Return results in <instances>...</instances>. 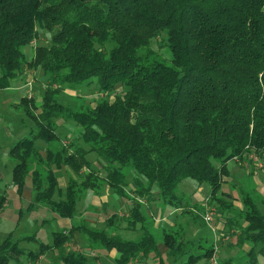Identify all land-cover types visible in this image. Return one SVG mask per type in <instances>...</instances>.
I'll use <instances>...</instances> for the list:
<instances>
[{
  "label": "trees",
  "instance_id": "16d2710c",
  "mask_svg": "<svg viewBox=\"0 0 264 264\" xmlns=\"http://www.w3.org/2000/svg\"><path fill=\"white\" fill-rule=\"evenodd\" d=\"M42 35L48 43L35 47ZM156 44L169 50L172 65ZM25 68L39 71L47 88L38 116L34 100L21 103L38 123L11 148L12 183L23 198L30 179L31 208L48 207L60 219H73L89 190L102 195L109 187L125 197V168L140 197L151 199L157 189L175 204L179 186L192 180L210 187L214 204L226 164L249 150L264 153V0H0V92L24 78ZM80 86H95L106 98L92 111H73L60 96ZM62 120L80 131L69 148L53 149ZM37 141L46 144L45 155ZM92 154L106 163L104 178ZM64 168L75 177L56 200L63 193L56 172ZM5 201L0 196V208ZM244 202L242 237L264 251V215L249 196ZM131 218L143 221L138 207ZM77 232L92 250H115L117 264L161 256L149 231L128 242L82 224L54 233L52 245L10 235L0 241V264L37 262L53 251L64 264H88L84 252L66 248ZM181 239L166 235L167 257L188 253L186 264L211 259L213 249L193 255ZM25 241L39 248L28 251Z\"/></svg>",
  "mask_w": 264,
  "mask_h": 264
},
{
  "label": "crops",
  "instance_id": "0c3cea01",
  "mask_svg": "<svg viewBox=\"0 0 264 264\" xmlns=\"http://www.w3.org/2000/svg\"><path fill=\"white\" fill-rule=\"evenodd\" d=\"M43 148L45 149L44 151L41 150V152L43 155H45L46 147ZM90 156L91 155H89V157ZM249 163L255 167V196L249 195V197L255 202L260 212L264 215V153H258L255 150H249L247 153H244L241 158H235L226 164V172L222 177L220 191L215 195L218 199L214 202L215 205L213 204L216 208V214L219 215L220 219L216 222V215L213 218L212 226L214 227L215 231L209 228L203 219L204 201L208 197L211 198V189H209V193L201 199L192 197L194 200V205L190 210H188L183 205V197L185 194H181V199L175 202V204L170 205H166V203L163 202L158 194L157 189L152 190L151 199L146 196L140 197L136 195L135 184L132 180L134 176L128 181V188H124L126 193L125 197L113 192L109 189V187L105 188L106 191L103 195H96L93 191L89 190L79 202L75 217L73 219L56 218L54 219V225L57 226V228L62 232H68L72 228L80 227L82 224H87L90 228L94 229L99 225H103V227L97 229H106L113 237H119L122 240L128 242L139 241L144 232L149 231L158 241V248L161 256L156 257V255L153 254L145 259L138 258L132 264H149L148 261L150 259H152L155 264L156 262H158V264H163L161 258H167V247L164 246L161 235H173L176 239L182 238L185 240L187 238V236L185 237V232L187 230L191 236H193L195 239L197 238L198 240L194 243L192 242L194 245H197L195 250H201L204 248L202 242L203 238H205L202 228L207 227V229L213 232L215 235L217 233L222 234L221 239H219V235L215 236L214 245H210L209 247L214 250L211 259H209V263L213 264L215 257L218 264H250V262L253 260H255V264H264V251H261L262 246H256L246 240V237H242V233L247 227L248 223L244 221V217L246 216V207H244V205L241 206V204L248 194L245 195L242 190H240V195L234 193L233 191V187H235V181H245L248 179L246 176H248L247 165ZM95 164L98 167L97 172L101 177L104 178L105 176H103V174H105L104 171L106 163L102 160H96ZM71 177L74 178L75 175L68 168H64L61 175H58V187L62 192L63 190H66ZM184 182L181 184V186L183 185L187 191V189H190L191 184H185L186 186H184ZM225 187H228L229 190L224 189ZM196 189L200 193L205 191V189L198 184ZM28 190L31 191V188L26 187L24 194L25 198L30 200L31 194L30 192H27ZM5 202H7V198ZM81 202L87 203L82 211H78ZM7 207L8 205L5 204L1 210L3 211ZM134 207H138L140 209L143 218L141 223L137 221L140 219L131 218V210ZM43 209L41 211H44ZM185 214H187V216H184ZM49 219L51 218H47V222L46 218L43 219L39 226L43 227L48 225V223H51ZM197 219L198 221L199 219L201 220L200 225L196 224ZM30 223L33 227L38 228L37 218ZM150 227H152L153 230H156L160 236H155L149 230ZM134 236H136L135 239H133ZM192 240L185 241H187L188 245H191L190 242ZM68 245H71V248H68ZM68 245L66 246L67 249L77 252H84L86 255L91 254L94 258H98V256L95 255L96 252H105L109 254L108 256L110 259L114 260L117 264L119 255L115 250L111 252L98 249L92 250L89 247L88 240H86L81 233H75L73 241ZM254 247L255 253L252 255V249ZM55 253L56 254L54 255H57V252ZM87 257L89 259L88 255ZM173 258L174 259L169 260V263L167 262L166 264H175L179 259L178 255ZM180 259L182 260V257ZM181 260L180 262L183 263V260ZM141 261L143 263H141Z\"/></svg>",
  "mask_w": 264,
  "mask_h": 264
},
{
  "label": "rangeland",
  "instance_id": "374dc122",
  "mask_svg": "<svg viewBox=\"0 0 264 264\" xmlns=\"http://www.w3.org/2000/svg\"><path fill=\"white\" fill-rule=\"evenodd\" d=\"M47 43H48V37L46 35H42L40 39L36 42V45L34 46L36 47L38 45H46ZM154 48L155 50H158V52L162 54L163 62L166 65H172V55L167 48L164 49L159 44H156ZM26 53L27 56H30L31 54H33V49L31 48L27 49ZM46 88H47V84L44 81L39 71L25 68L24 78H22L20 81L18 80L15 81L11 89L0 92V196H5L7 198V202H5L4 205L5 204L8 205V207L3 211L1 209H3L4 206L0 208V215H1L0 241L1 242L4 241L10 235L13 236V239L15 241L36 235L35 237L38 239L39 243L42 242L43 244L52 245L54 242V236H53L54 233L60 232L57 226L54 225L55 222L54 219L56 218L59 219V218L56 214H54L51 211L50 208L41 205H34L31 208V201L34 200L35 198L34 197L35 192H33V188L30 184V179H28L27 181V187L31 188V191L29 190L27 191L30 192L31 194L30 200H28V198H25V194H24V200L23 198L20 199L19 194L17 192V188L14 187L12 183V170L16 166L17 162L13 161V159H11L10 157L11 148L20 139L24 137H28L32 131H37L36 129L38 123L36 121L37 119L35 120L26 112L25 107L21 103L24 98L34 100L38 107L33 108L32 111L34 112L35 116H38L42 112L40 106L42 104V97ZM102 98H106V97L105 95L101 94L97 89V87L95 86L93 87L80 86V87L65 88L60 96V99L61 100L63 99V102L65 103L66 106H70L73 111L78 110L82 112L88 110L90 111L94 110L96 108V103L100 101V99ZM110 99L113 100L114 97L111 96ZM79 131H80V127L72 123L64 122L63 120L58 121V136L60 140L58 142H53L51 148L53 149L69 148L73 140L77 138V134L79 133ZM45 146L46 144H44L41 141L36 142V147H38L39 150L44 151L45 148L43 147ZM89 160L92 162L93 168L97 170L98 167L96 166L95 161L96 160L101 161V160L95 154H92L89 157ZM247 171H248V176L246 177L248 179L245 181L242 180L235 181L234 182L235 187H233L234 189L233 191L234 193L240 195V190H242L245 195L248 194V196L249 195L255 196V181H254L255 167L249 163L247 165ZM123 172L126 175H128L129 177L128 180H131L130 178L134 176L130 168H125ZM61 173L62 171L56 172L57 176L61 175ZM104 173L105 174H103V176H106L105 171ZM143 183H144L143 186L145 187L148 186L146 181L143 180ZM185 184L186 185L191 184V187L189 190L187 189L186 191L183 185L179 186V190H178L179 200L181 199V196L185 194L183 197L184 200L183 205L188 210H190L191 207L194 205V200L192 199V197L196 199H201L202 197H204L209 193L210 187L208 185H202L205 191L203 193H200L196 189L197 184L194 181L187 180L184 182V186H186ZM126 188H128V186ZM136 188L137 187L135 186V189ZM224 189L229 190L228 187H225ZM65 191L66 190H63L62 197H59V194H56L55 199L56 200L64 199ZM105 191L106 189L104 188V192ZM104 192H102V195L105 194ZM168 201L170 200H163V202L166 203V205L167 204L170 205ZM86 203L81 202L78 211H82L85 208ZM243 205L244 207H246V212H245L246 216L244 217V221L246 220V222L248 223V220L246 218L248 213V208L244 201L241 204V206ZM41 208L42 209L44 208L43 209L44 211H41L42 210ZM184 216H187V214H185ZM36 218L38 219V223H37L38 228L33 227L30 223L31 221L36 220ZM45 218H46V222L48 221L47 218H51L49 219L51 223H48V225H45L43 227L39 226L42 220ZM217 220H220L218 214H216L215 217L216 222ZM200 221H201L200 219L199 221L197 219L196 224L200 225L201 224ZM100 227H103V225L97 226V228ZM149 230L155 236L157 235L160 236V234H158L156 230H153L152 227H150ZM202 231L205 235L204 236L205 238H203V242H202L204 248H202L201 250L199 249L193 251L192 252L193 255H199L201 253H204L205 250L210 247V245H214L215 236L219 235V239H221L222 236L221 233L220 234L217 233L215 235L213 232L209 231L207 227L206 228L203 227ZM161 236H162L161 237L162 242L163 244H165L166 235H161ZM186 236L187 238L185 240L189 241L193 239L190 242L191 245L187 246V249L188 248L195 249L197 245L196 244L194 245L193 243L198 241L197 238L195 239L193 236H191L187 230L185 232V237ZM135 238L136 236H134L133 239ZM185 240L181 239V242L184 244L187 242ZM39 243H34L33 241L29 243L25 241L21 245V247L27 249L28 251H37V249L39 248L38 246ZM68 248H71V245L70 246L68 245ZM167 253H168V249H167ZM54 254H56L54 253V251L51 253H46L43 256H41L37 260V262H32L25 259L23 260L22 264H64L61 261L58 252L57 255ZM87 255L89 256L88 264H116L114 260L110 259V257L108 256L109 254L102 251L96 252L95 255L98 256V258H94L91 254H87ZM171 259L174 258L173 257H167L165 259L163 257L161 258L164 264H166ZM180 260L181 259H178V261L175 264H186L189 260V254L182 257L183 261L182 260L181 261L183 263H181ZM209 261H210L209 259L202 260L201 262H199V264H211L209 263ZM141 263L143 262L141 261ZM148 263L155 264V262H153L152 259H150ZM156 264H158V262H156ZM250 264H252V262H250Z\"/></svg>",
  "mask_w": 264,
  "mask_h": 264
},
{
  "label": "built area",
  "instance_id": "2783aa9c",
  "mask_svg": "<svg viewBox=\"0 0 264 264\" xmlns=\"http://www.w3.org/2000/svg\"><path fill=\"white\" fill-rule=\"evenodd\" d=\"M211 198H206L204 201V208H203V219L204 222L213 230L215 231L214 227L212 226L213 218L216 215V208L211 204ZM213 264H218L216 258L214 257Z\"/></svg>",
  "mask_w": 264,
  "mask_h": 264
}]
</instances>
